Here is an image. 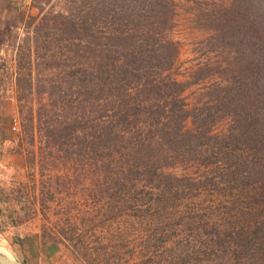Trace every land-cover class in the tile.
<instances>
[{
  "label": "trees",
  "instance_id": "16d2710c",
  "mask_svg": "<svg viewBox=\"0 0 264 264\" xmlns=\"http://www.w3.org/2000/svg\"><path fill=\"white\" fill-rule=\"evenodd\" d=\"M229 3L213 1L201 23L233 52L232 80L218 75L191 108L182 94L205 80L176 78L177 0H87L53 19L63 71L22 114L38 133L37 199H54L42 168L65 170L68 201L42 224L44 240L95 249L89 264H119L138 246L146 258L132 264H264V0Z\"/></svg>",
  "mask_w": 264,
  "mask_h": 264
},
{
  "label": "rangeland",
  "instance_id": "374dc122",
  "mask_svg": "<svg viewBox=\"0 0 264 264\" xmlns=\"http://www.w3.org/2000/svg\"><path fill=\"white\" fill-rule=\"evenodd\" d=\"M98 1L88 0V4L94 7ZM213 1L225 2L226 10L231 12L230 0H177L179 8L172 32L179 46L176 78L194 80L201 75L205 80L199 79L202 82L186 87L183 92L184 102L190 108L206 97L202 89L218 75L225 78L224 86L232 80L230 74L235 65L229 64L233 52L219 45L214 47V40L208 37L213 33L212 26L201 23ZM84 3L87 0H0V235L8 243L9 250L24 264H89L96 253L91 249L92 255L83 257L84 254L79 255L60 243L42 238V224L55 222L57 215L53 213L54 209L65 206L68 201L65 170L62 164L55 168H42L44 176L41 178L50 184L54 199L44 202L37 199L42 187L38 184L37 160L34 161L29 151L37 150L38 133L36 128L31 130V125L28 129L22 126V114L37 108V97L46 98L49 82H56L63 71V66L53 65L62 61L60 54L64 53V39L54 44L53 37L59 35V31L52 26L53 19L60 21L70 12L79 15ZM229 18L234 20L233 13ZM206 36L207 42L202 43ZM240 37L238 33L234 41ZM250 46L251 43L245 42L248 60L251 58ZM203 65L213 68L212 77H204L210 73L199 71V66ZM13 118L20 122L16 130L11 128ZM227 124L226 120L220 121L212 132H224ZM191 126L190 120L187 121L186 127ZM32 140L34 145L30 144ZM176 171L180 172V169ZM42 206H48L52 211L48 219L35 212ZM92 238L96 237L91 236L88 241ZM94 240L88 245L97 244L99 247L101 243ZM135 250L130 256L125 254L127 261L121 259L119 264H132L146 258L140 254L143 252L140 246ZM94 262L104 264V261Z\"/></svg>",
  "mask_w": 264,
  "mask_h": 264
},
{
  "label": "bare ground",
  "instance_id": "6f19581e",
  "mask_svg": "<svg viewBox=\"0 0 264 264\" xmlns=\"http://www.w3.org/2000/svg\"><path fill=\"white\" fill-rule=\"evenodd\" d=\"M0 253L7 256L8 258H13V255L15 254L12 250H9L8 243L5 241V239H3V237H1V235H0Z\"/></svg>",
  "mask_w": 264,
  "mask_h": 264
},
{
  "label": "water",
  "instance_id": "95a60500",
  "mask_svg": "<svg viewBox=\"0 0 264 264\" xmlns=\"http://www.w3.org/2000/svg\"><path fill=\"white\" fill-rule=\"evenodd\" d=\"M0 264H23V262L15 254L13 255V258H8L0 253Z\"/></svg>",
  "mask_w": 264,
  "mask_h": 264
},
{
  "label": "built area",
  "instance_id": "2783aa9c",
  "mask_svg": "<svg viewBox=\"0 0 264 264\" xmlns=\"http://www.w3.org/2000/svg\"><path fill=\"white\" fill-rule=\"evenodd\" d=\"M19 119L18 118H13V121H12V126H11V128L13 129V130H16L18 127H19Z\"/></svg>",
  "mask_w": 264,
  "mask_h": 264
}]
</instances>
